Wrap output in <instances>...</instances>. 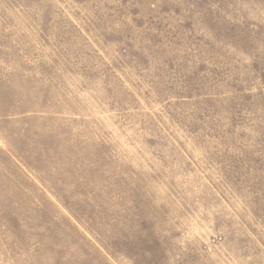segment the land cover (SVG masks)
Instances as JSON below:
<instances>
[{"label":"rangeland","instance_id":"1","mask_svg":"<svg viewBox=\"0 0 264 264\" xmlns=\"http://www.w3.org/2000/svg\"><path fill=\"white\" fill-rule=\"evenodd\" d=\"M0 264H264V0H0Z\"/></svg>","mask_w":264,"mask_h":264}]
</instances>
